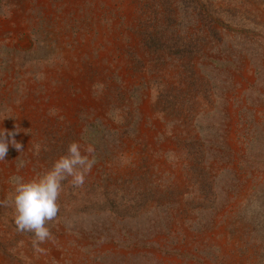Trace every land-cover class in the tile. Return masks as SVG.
I'll return each mask as SVG.
<instances>
[{"label": "rangeland", "instance_id": "1", "mask_svg": "<svg viewBox=\"0 0 264 264\" xmlns=\"http://www.w3.org/2000/svg\"><path fill=\"white\" fill-rule=\"evenodd\" d=\"M2 129L0 201L96 163L42 253L0 206V264H264V0H0Z\"/></svg>", "mask_w": 264, "mask_h": 264}, {"label": "clouds", "instance_id": "2", "mask_svg": "<svg viewBox=\"0 0 264 264\" xmlns=\"http://www.w3.org/2000/svg\"><path fill=\"white\" fill-rule=\"evenodd\" d=\"M9 143L17 151H23L21 143L15 139V133L2 129L0 130V161L5 160ZM84 152L86 154H82L78 143L71 142L67 154L61 155L52 167L42 174L31 179H24L21 176L10 178L13 190L4 201H0V206L13 209L16 230L20 233L33 234L32 245L38 253L44 252L41 245L52 239V234L46 225L58 215V198L62 191V182L70 177V183L74 187H82L86 174L96 163L92 146L85 148Z\"/></svg>", "mask_w": 264, "mask_h": 264}]
</instances>
